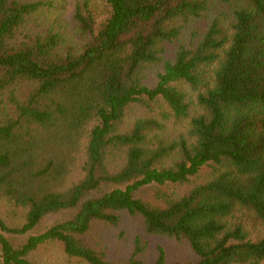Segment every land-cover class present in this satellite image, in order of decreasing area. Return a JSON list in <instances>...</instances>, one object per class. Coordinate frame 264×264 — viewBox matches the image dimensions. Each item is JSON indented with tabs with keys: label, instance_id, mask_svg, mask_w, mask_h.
Returning a JSON list of instances; mask_svg holds the SVG:
<instances>
[{
	"label": "trees",
	"instance_id": "1",
	"mask_svg": "<svg viewBox=\"0 0 264 264\" xmlns=\"http://www.w3.org/2000/svg\"><path fill=\"white\" fill-rule=\"evenodd\" d=\"M67 2L0 0V201L24 216L0 210V264H42L47 242L144 264L81 238L123 213L198 256L167 262L160 247L154 264H264V0H73V34L57 19ZM192 20L202 36L170 51Z\"/></svg>",
	"mask_w": 264,
	"mask_h": 264
},
{
	"label": "rangeland",
	"instance_id": "2",
	"mask_svg": "<svg viewBox=\"0 0 264 264\" xmlns=\"http://www.w3.org/2000/svg\"><path fill=\"white\" fill-rule=\"evenodd\" d=\"M73 0H69L66 6L58 12V22L69 34L74 33L75 23L72 18ZM56 16V14H53ZM184 34L171 45L172 51L180 42L190 38L193 31L197 32V39L201 37L206 23L205 21L192 20L187 22ZM166 110L165 106L156 105L153 112H148L144 107L135 105L130 108L127 114V122L131 123L142 115H159V112ZM167 127L174 129V133L184 130V121L174 118L170 119ZM78 173V171H77ZM77 175V174H76ZM0 210L7 221L11 224L23 222V209L12 204L0 201ZM71 216L68 211L48 215L40 224L25 235L18 236V241L23 240L29 233L37 234L46 230L54 222ZM82 240L88 246L104 254L105 258L111 261L124 262L135 255L144 264H154L162 247L166 254L167 262L195 261L198 256L186 240H179L164 235L149 234L145 231L143 221L139 216L123 213L117 223H110L100 220L93 221L90 229L83 235ZM32 259L42 264H89L84 259L69 256L65 253L61 243L47 242L41 244L32 252ZM1 259V258H0Z\"/></svg>",
	"mask_w": 264,
	"mask_h": 264
}]
</instances>
